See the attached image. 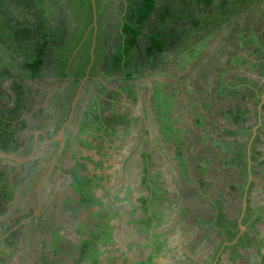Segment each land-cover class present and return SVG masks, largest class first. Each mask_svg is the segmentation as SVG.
<instances>
[{
    "label": "rangeland",
    "instance_id": "1",
    "mask_svg": "<svg viewBox=\"0 0 264 264\" xmlns=\"http://www.w3.org/2000/svg\"><path fill=\"white\" fill-rule=\"evenodd\" d=\"M141 1L35 0L27 3L0 0V115L13 112L10 87L16 88V85L36 92L40 108L32 118H21V122L29 121L24 125L25 130L19 125L14 136L17 154L0 155V177L4 178L7 189L2 196H8L0 198V264H78L71 256L72 249L66 247L81 220H74L71 213H79L84 219L98 207L86 208L84 212L78 207L80 198H85L80 189L92 187L90 175L77 174L80 162L88 153L82 150L83 155L78 157L80 162L75 158V150L63 153L65 140L62 146L58 145L63 150L58 152L57 147L56 151L54 143L48 142L45 136L54 132L58 125L63 127L65 136L73 135L72 141L80 134L93 142L98 141L95 147L100 149L103 138L113 149L106 166L102 164L107 175L99 180L102 185L95 191L117 214L110 218L113 238L115 233L123 237L115 241L116 245L121 244L119 251L106 252V256L98 258V264H116L110 260L111 256L125 258L124 244L128 240L135 249L133 258L144 264H264V242L261 240L264 239V127L256 149L261 151L256 154V175L248 177L241 197L240 190L232 187L239 174L233 169L224 170L216 162L221 157L220 146L210 143L211 138L218 142L243 139L239 136L225 138L215 131L219 127L216 111L222 108L231 114L232 102L228 109L225 105L228 101L217 96L213 88L221 81L236 84V76L241 72L222 58V55L232 53L233 57L238 53L234 45L237 38H230L227 33L237 36L242 29L233 30L240 26L254 28L261 37L264 0H208L209 3L155 0L151 11H143L141 4L139 14L148 16L139 20V8L133 4ZM11 23H14L13 28ZM245 37L248 39V34ZM131 38L135 44L129 45ZM200 41L204 42V48L192 52ZM155 43L160 49L155 48ZM47 46L41 56L42 67L37 78L32 79L25 65ZM189 52L195 55L187 58ZM112 56L122 59L114 73L110 71ZM129 71H133L130 78L126 76ZM248 77L255 79L249 72ZM155 83L161 85V93L176 87L179 91L193 93L187 100L177 99L171 115L167 116L168 120L176 119L172 126L178 137L181 136L180 140H161L155 121L158 116L152 109L150 96L158 86ZM182 84H187V89L179 87ZM128 87H132L134 95H129ZM205 90L210 94L203 97L207 108L201 106L203 100L200 98V92ZM7 98L10 100L6 101ZM240 101L237 96L238 105ZM249 107L253 106L249 104ZM116 109L121 115L127 114L130 128L113 117L111 113ZM262 113L259 112L253 130L264 122ZM196 116L210 122L199 127ZM72 117L76 119L70 122ZM132 117L137 118V125L131 121ZM63 118L65 121L61 122ZM84 122L86 128L78 130L79 124ZM55 139L59 143L57 137ZM203 159L210 162L204 180L211 184L200 187L196 182V168ZM247 166L251 170V164ZM144 177L153 182L146 183ZM150 188L159 194L166 193L164 197L173 198L175 192H179L180 200L176 204L164 202L159 195L158 206L152 210L159 215V220L152 224L151 231L138 234V216L127 213L130 209L126 206L134 204L137 198L148 196ZM127 189L129 202L123 198ZM193 192L196 195L192 198L199 199L189 202L188 196ZM80 204L86 205L83 201ZM168 204H172L171 211L166 209ZM181 204L185 207L180 209ZM247 209L250 217L260 216V222L250 223L242 239L246 242L250 234L261 243L259 261L246 255L248 250L254 253L256 247L244 248L239 242L234 253L227 249L223 232L221 237L203 236L204 230H218L219 217L238 215L240 221ZM95 222L92 219L87 224ZM158 222L162 225L157 226ZM56 234L57 245L53 240ZM145 243L148 247L143 245ZM215 248L217 253L213 257ZM149 255L154 258L148 259Z\"/></svg>",
    "mask_w": 264,
    "mask_h": 264
},
{
    "label": "trees",
    "instance_id": "2",
    "mask_svg": "<svg viewBox=\"0 0 264 264\" xmlns=\"http://www.w3.org/2000/svg\"><path fill=\"white\" fill-rule=\"evenodd\" d=\"M24 1L35 2V0H24ZM154 1L155 0H142L138 5L133 4L134 7L139 8V10L137 11L139 20H143V18H146L148 16L146 15V13L144 15L139 14V12H141L140 11L141 4L143 11H149V10L151 11L154 7V3H155ZM202 2L209 3L208 0H202ZM13 27H14V23H11V28ZM234 28L235 29L233 31H236V29L237 31L239 29L242 30L239 31L237 36L233 35L234 33H227V34L228 37L230 38H237V42L234 45H235V50L238 51V53L235 54L233 57H232V53L222 55V58L223 60L226 59V61L236 65L234 66V68L237 69L238 72H241V75L236 76V84L232 83V81L231 82L221 81L222 83H220L216 88H213V91L217 96H219L220 98L224 97V100L228 101V103L225 104L226 107L230 104V102H232L231 108H233L234 110L231 108L229 109L227 107L231 112V114H229L226 109L219 108L216 111V117L219 120V125H218L219 127L218 130H215V128L213 129L216 132H218L220 136H224L225 138L239 136L240 138L245 139V141L241 142L243 139H239V140H233L232 142L230 139H226L223 142H218L212 140L211 138L210 143L212 146H220L221 157L218 158L216 162L219 163L224 170L233 169L236 171V173L239 174L240 177L236 176V178L241 183L239 184V182L236 181V184L232 185V187L234 189L237 188L240 190V197H241L243 187L246 186L245 184H246V180H248V177L253 178L256 175V170H257L256 166L258 164V159L256 157V154L261 153V151L256 149H257V144H259V137H260L259 134L263 130L264 122L259 127H257L256 130H253V126H255L259 120V112H263L261 114V117L263 118L264 121V96H263L264 94V32L263 34H261V37H259L255 33L256 31L253 30L254 28L244 29L241 28L240 26H235ZM5 31L7 32V30ZM245 34H248V39L245 37ZM132 43L135 44L133 42V38H131V40L129 41V45ZM203 43H204L203 41L198 42L197 48H193L192 52L204 48ZM157 44L155 43V48L160 49L161 46ZM43 49H44L43 52H40L35 57L30 58L25 65L26 69L30 73V78L32 79L37 78L38 70L42 67L41 56H43L44 52H46L48 46ZM221 50L223 49L221 48ZM187 55H188L187 58L189 57L191 58V56L195 54L190 53ZM223 56L228 58H224ZM229 57L232 58L230 59ZM111 58L113 64L110 71L112 70L114 73V68L116 67V65L118 66L120 65L119 63L122 62V59L120 57H115V56H112ZM130 72L133 73V71H129L128 74L126 75L128 78L131 77ZM248 72L251 73L253 76H255V79L254 78L249 79V77L247 78ZM119 73L122 74L121 72ZM84 74L85 73H83V75ZM105 76H107V74H105ZM133 79L135 78L132 77V80ZM20 81H22V79H20ZM155 85L158 84L155 83ZM183 86H186L184 88L187 89V84H182L179 87H183ZM124 87L126 86L124 85ZM155 87H156L155 90L150 94V96L152 99V109L154 108V110H156L157 112L158 117H156L155 121L158 124L159 133H161V140L162 142L180 140L181 136L178 137V133L174 130L172 126V121L174 122L176 121V119H173L171 121L167 119V116L171 115V109H174L176 105L175 103H177V99L185 98V100H187L190 95H193V93L189 92L188 94L186 93L187 90L179 91L178 89H176L178 87L170 91H167V93L166 92L161 93L162 92V89L160 88L161 85ZM10 89H11V104L14 105L13 106L14 110L13 112H10L8 114L0 115V155L2 156L17 154L18 151L17 152L14 151V146H15L13 144L15 142L14 136L17 135L18 133L19 125H23L24 128V125L26 126L25 123L29 121V120L26 121L24 120L21 122L20 119L22 116H24L26 113H29L31 110L30 106H28L29 104L28 100L30 98L33 99L32 94H35L34 96L37 95L36 92L33 93L32 90L27 89L26 86L22 87L20 85H16V88L10 87ZM127 90L129 91V95H134L132 87ZM124 91L126 90L124 89ZM178 91L181 92V94ZM200 94H201L200 98L202 100L203 97H207L210 95L208 90H205L204 93L200 92ZM237 96H240V99L242 101V102L240 101L239 105L237 102ZM9 100L10 99L8 98L6 99V101ZM159 101L161 104H159ZM249 104H251L253 107L250 108ZM162 106L164 107V109H162ZM201 106L203 108L209 107L205 100L201 101ZM258 107L260 108V110H258ZM160 109L162 112H159ZM111 114L113 115V117H116L118 119L117 121L118 123H120L121 125L125 124L130 128L129 121L126 120L125 117L127 116V114L121 115L122 113L120 112V110H117L116 112H112ZM65 116L66 115H64V118ZM64 118L61 119V122L65 121ZM73 119H76V117H72L70 122ZM131 119L133 124L137 125L135 122L137 118L132 117ZM124 120L125 122L123 123L122 121ZM196 121L199 127H204V123L210 122V120L207 121L206 118L204 119L203 117L200 116H196ZM168 122L171 125L170 127ZM85 126H87L86 122H84L83 124H79L78 130L79 129L82 130V128H86ZM15 128L17 131L15 130ZM58 130H60V125H58L57 129L54 132H52L50 135L48 136L46 135L45 138L51 139L53 137L52 135L55 136L56 134L54 133H56ZM76 135L78 136H75L77 138H75L73 141L71 139L73 135H69V136L64 135L65 146L63 148L64 150L62 149L64 151L63 153L66 154V151L70 149H72V151L75 150L76 152L75 158H77V160L79 161L78 159V157H80L79 155H83L82 150H85L88 153L85 155L88 157H86L82 162L79 161L81 164L80 167L78 168L77 174L83 175V177L84 175H90L92 177L89 180L92 181L91 189L88 186H87L88 189L87 188L80 189L81 190L80 194L84 192L83 196L85 197V198H80L81 199L80 201L85 202L86 205L80 204V201L77 202V204L80 210L82 208L81 211L83 212L86 210V208H90L94 206L96 208L98 207V209L97 211L93 213L90 212L89 214L86 215V217L84 218L87 220L86 222L84 219H82L83 216L80 215L79 213L76 212L71 213L69 211L70 209L67 210L72 214V218L74 220H80V219L81 220L73 230L75 233L74 238L66 242L67 245L66 247L68 249H72L71 256L74 259H76V261H78V264H83L86 262L88 264H98L99 261L98 258L106 256V252L110 253L112 250L119 251L121 244L116 245L117 242L115 243V241L123 237L122 235L115 233V238H113V229H112V225L110 224V221L112 219L110 218H112L113 216L116 217L117 214L114 211L112 212L111 209L105 205L104 203L105 198H99L96 195V191H95V189H97L96 187L100 188L102 185V181L99 180H101L103 177L107 175L106 173H104L105 170L103 169H105L106 161H109V159L112 157V152L110 150L113 149H111L110 144L107 145L105 143V140H103V138H101V142H100L101 148L97 149L95 147V143H98V141L93 142L92 139L90 140L89 138L82 137L80 134H76ZM250 138H251V143L249 148H247L246 143L249 141ZM53 143L54 146L56 147L55 150L57 151V147L59 143L58 142H53ZM113 144L114 141L111 142V145ZM72 151L70 155H72ZM3 161L8 162L6 160ZM248 163L251 164V168H250L251 170H249V168L247 169ZM102 164L105 166H103ZM208 165H210V162L205 161V159H203V162L201 164H197L196 182L200 185V187L204 185L209 186V184H211V182H206V180H204V177L206 176L205 172L207 170ZM254 167H256V169H254ZM180 168L181 170H183L184 168V163H182V161L180 162ZM107 177L110 176L108 175ZM3 179H4L3 177H0V198H8V196H2L3 192L7 190L5 188V185L3 184V182L5 183ZM143 181H145L146 183L150 181L153 182V179L149 177H144ZM158 187L161 188L160 186ZM146 191L148 192V189ZM196 191L197 190H195V192ZM125 192L123 198L124 200L129 202L128 189ZM195 192L189 194L188 196L189 202L196 201L199 199V198L196 199L192 198L193 196L196 195ZM175 193L176 194L173 195L174 196L173 198H175L176 196L177 197L173 199L172 197H164L166 193L159 194L156 191H152V188H150V192L148 196H146L145 198H137L134 204L129 203V206H126V209L128 208L130 209V211H126L127 213L137 214V216L139 217L136 218L140 223L137 224L139 226V228L136 231L138 234L147 233L151 231L153 229L152 224L155 223V220H159L160 218L159 215H157V213L155 212H152V210H155L156 206H158L157 197L161 195L160 198L162 199V201L165 202L167 200V202L169 203L176 204L179 202L180 198H179V192H175ZM106 195L107 193L104 194L103 197H105ZM114 199L118 200V198H114ZM137 204L138 206H134ZM171 205L172 204H168L166 206V209L171 211L170 210ZM179 206L180 209L181 207H185L182 204ZM75 210L76 209H74V211ZM238 210H240V204ZM257 212H260V210H257ZM250 215L251 214L247 209L246 211H243V215L240 221L238 215H235L234 218L227 217L225 219L224 217H219L218 222L216 223V227L218 230H211L212 232L209 230H204L203 236L205 238V236H208V234L209 235L212 234L214 238L221 237V234L223 232V235L227 240V245H228L226 247L227 249L230 250L232 249L234 253V248L236 246V243L239 242L244 244L243 245L244 248H248L250 246H252V248L256 247L254 253L248 250V253L246 255L247 256L250 255L257 261H259L260 258L258 257V255H260L262 249L261 243H257L255 238L253 236H250V234H247L248 240H246V242L242 239V236L245 238L244 236L245 233H248L246 230L247 228L249 229L250 223L260 222L259 221L260 216H255L254 218H252V216L250 217ZM92 219H95L96 222L91 225H88L87 224L88 220H92ZM160 225H162V223L158 222L157 226ZM239 227H243L244 230L240 232ZM263 235L261 237H263ZM153 237L154 235H151V238ZM56 238H57V234L53 237V240L57 241ZM261 240L262 242H264V239ZM199 241H201V239ZM153 242L154 244H156L155 240ZM58 243L59 241H57V243L54 242L55 245H57ZM125 245H126V251H125L126 257L116 259V257L111 256L110 260H113L116 264H144L141 262V260L133 258L135 255H132V253L135 251V249H133L131 241L128 240L124 244V246ZM143 245L145 247H148L146 243ZM110 247H114V248H110ZM55 251H57V249ZM235 252L237 253L238 251ZM216 253H217V249L215 248L213 250V257L216 255ZM86 254H91V256L86 257L85 256ZM130 255H132V257H130ZM141 255H143V253ZM152 256L154 255H149L148 259L154 258Z\"/></svg>",
    "mask_w": 264,
    "mask_h": 264
},
{
    "label": "flooded vegetation",
    "instance_id": "3",
    "mask_svg": "<svg viewBox=\"0 0 264 264\" xmlns=\"http://www.w3.org/2000/svg\"><path fill=\"white\" fill-rule=\"evenodd\" d=\"M34 93V92H33ZM35 94H32V96H33V99L32 98H30L28 101H29V104H28V106H30V108H31V110H30V112L29 113H26L24 116H22L21 118H32L33 117V113H36V112H38L39 110H40V108L38 107V105H39V102H37V97H38V95H36V96H34ZM33 101H35V102H33ZM40 101V100H39ZM33 106V107H32ZM24 113V112H23ZM21 120V119H20ZM70 120H71V118H70ZM61 129V128H60ZM64 131V130H63ZM58 134H59V130L57 131V133H56V135L55 136H53L54 138L55 137H57L58 136ZM44 137V136H43ZM53 137L51 138V139H49L48 140V142H55V140L53 139ZM63 141H64V132H63ZM60 144V143H59ZM60 146V145H59ZM59 151H62V149H61V147L59 148L58 147V152Z\"/></svg>",
    "mask_w": 264,
    "mask_h": 264
},
{
    "label": "water",
    "instance_id": "4",
    "mask_svg": "<svg viewBox=\"0 0 264 264\" xmlns=\"http://www.w3.org/2000/svg\"><path fill=\"white\" fill-rule=\"evenodd\" d=\"M263 96H264V94H263ZM262 96V97H263ZM254 135V134H253ZM57 139H58V141H59V143H60V146H62L63 145V127L61 128V130L59 131V134H58V136H57ZM54 140H56L55 138H54ZM250 142H251V140H250ZM248 148H249V145H248ZM242 228L243 227H240V229L242 230Z\"/></svg>",
    "mask_w": 264,
    "mask_h": 264
}]
</instances>
